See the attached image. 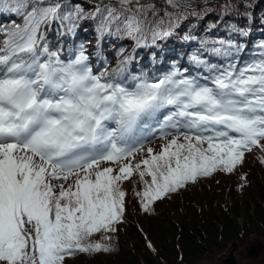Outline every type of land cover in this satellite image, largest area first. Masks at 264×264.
I'll return each instance as SVG.
<instances>
[{
  "label": "snow or ice",
  "instance_id": "6c2138e0",
  "mask_svg": "<svg viewBox=\"0 0 264 264\" xmlns=\"http://www.w3.org/2000/svg\"><path fill=\"white\" fill-rule=\"evenodd\" d=\"M261 5L241 0L246 23L224 37L208 35L216 24L185 32L196 47L184 63L149 76L130 70L137 55L124 56L123 44L109 71L105 42L159 48V60L161 42L202 18L193 0H0V264L111 252L89 241L111 240L124 222L123 182L139 177L149 213L264 150V41L248 43L253 25L264 28ZM89 26L95 46L79 39ZM153 139L159 150L145 147Z\"/></svg>",
  "mask_w": 264,
  "mask_h": 264
},
{
  "label": "trees",
  "instance_id": "16d2710c",
  "mask_svg": "<svg viewBox=\"0 0 264 264\" xmlns=\"http://www.w3.org/2000/svg\"><path fill=\"white\" fill-rule=\"evenodd\" d=\"M157 2L158 6L162 4V1ZM245 2L252 3L253 0ZM196 11L202 18L189 16L177 36L161 42L164 54L159 60H153L151 56L153 52L160 55L159 48L135 50L127 40L105 42L108 70L115 68L117 60L122 58L114 55V52L123 44L126 48L124 56L134 51L137 55L130 70L138 75H161L173 64H183L185 55L196 47L195 44L181 41L180 37L185 32L194 31L198 36H203L210 25L216 24L217 27L208 35L224 37L230 24L244 26L246 23L241 16L244 12L241 0L212 1L199 6ZM4 19L0 17V21ZM79 39L91 41L95 46L96 40L90 26L79 33ZM259 41H264V28L256 24L251 28L249 47ZM89 51H93V48H89ZM92 60L94 71L103 70L95 55ZM153 142H147L145 147H151ZM140 158L138 154L136 160ZM145 179L150 180V177ZM123 187L127 192L124 222L116 232L110 234L111 240H104L102 234L97 233L89 241L107 244L112 251L78 253L66 258V264H195L203 260L222 259L226 251L234 257L238 253V245L256 229L260 231L257 233L259 236H264V210L259 209L264 200V150L260 148L247 152L243 165L237 166L233 173L218 171L210 177L198 178L195 184H190L179 193L155 202L149 213L142 210L135 195L142 192L144 187L139 177L134 175L130 181L123 182ZM241 196L245 197V201L240 202ZM241 217L245 219L244 229L238 222ZM148 244L152 247H148ZM261 245L258 243L262 250ZM263 263L264 259L259 262Z\"/></svg>",
  "mask_w": 264,
  "mask_h": 264
},
{
  "label": "rangeland",
  "instance_id": "374dc122",
  "mask_svg": "<svg viewBox=\"0 0 264 264\" xmlns=\"http://www.w3.org/2000/svg\"><path fill=\"white\" fill-rule=\"evenodd\" d=\"M158 1H162V0H158ZM215 2L217 0H206L201 2L200 4L202 5H206L210 2ZM153 144L151 147L155 148L156 150H159V146L161 144L160 141L154 140L153 139ZM264 141H262L261 143L263 144ZM158 147V148H156ZM244 196H241L240 198V202L245 201L244 200ZM262 201V200H261ZM260 211L264 210V200L262 201L261 204V208H259ZM252 214H254L251 211ZM238 222L240 224V227L242 229L245 228V219L244 217H241L238 219ZM261 228H263V226H260ZM257 233H260V231H258L257 229L255 230V233H253L252 235L248 236L247 238H245L242 243H240L239 249H238V253H236V257H231L228 253L229 251H226L224 255V257L222 259L220 258H216L215 260H203L200 262H197L195 264H259V262L264 259V236H259ZM258 243H262L261 247L262 250L259 249ZM238 260V261H237ZM264 264V263H263Z\"/></svg>",
  "mask_w": 264,
  "mask_h": 264
},
{
  "label": "bare ground",
  "instance_id": "6f19581e",
  "mask_svg": "<svg viewBox=\"0 0 264 264\" xmlns=\"http://www.w3.org/2000/svg\"><path fill=\"white\" fill-rule=\"evenodd\" d=\"M203 1H204V0H193L195 6L198 5V4H200V3L203 2Z\"/></svg>",
  "mask_w": 264,
  "mask_h": 264
},
{
  "label": "water",
  "instance_id": "95a60500",
  "mask_svg": "<svg viewBox=\"0 0 264 264\" xmlns=\"http://www.w3.org/2000/svg\"><path fill=\"white\" fill-rule=\"evenodd\" d=\"M204 1H206V0H204ZM203 4V3H202ZM202 4H198V5H202Z\"/></svg>",
  "mask_w": 264,
  "mask_h": 264
}]
</instances>
